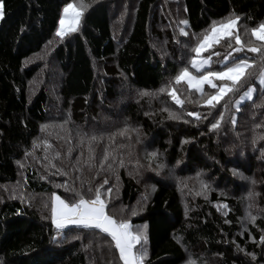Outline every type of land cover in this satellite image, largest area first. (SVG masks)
<instances>
[{"label":"trees","instance_id":"trees-1","mask_svg":"<svg viewBox=\"0 0 264 264\" xmlns=\"http://www.w3.org/2000/svg\"><path fill=\"white\" fill-rule=\"evenodd\" d=\"M68 3L83 4V16L78 30L61 38L56 29ZM3 5V264H123L108 234L76 225L57 230L52 223L53 194L74 203L94 198L101 185L106 212L146 233L147 243L135 246L147 249L145 264H264L259 241L264 234V93L258 83L264 58L247 49L239 54L249 59L251 75L211 110L195 102L200 93L173 79L185 66L200 74L191 68V49L213 21L238 15L242 40H253L245 29L264 22V0H3ZM184 19L188 26L179 23ZM181 27L189 36L180 35ZM213 51L222 57L230 49L222 40L203 55ZM221 57L213 55L207 68L222 70ZM169 81L186 101L182 106L166 92L140 94L157 93ZM248 87L256 92L236 111L235 101ZM204 91L215 90L205 85ZM164 107L182 118L170 119ZM217 109L225 112L224 119L210 130L219 118ZM189 111L200 112L201 119L188 116ZM93 134H102L91 145L97 166L107 149L124 161L123 167L105 165L97 175L96 167L83 166ZM153 151L158 155L150 160L147 154ZM56 152L61 156L52 162L67 175L45 159ZM249 191L256 194L252 200ZM248 212L256 216L254 224Z\"/></svg>","mask_w":264,"mask_h":264},{"label":"snow or ice","instance_id":"snow-or-ice-1","mask_svg":"<svg viewBox=\"0 0 264 264\" xmlns=\"http://www.w3.org/2000/svg\"><path fill=\"white\" fill-rule=\"evenodd\" d=\"M4 5L3 0H0V19L4 16L3 11ZM83 16V4L75 5L73 3L65 4L62 10V15L59 19V27L56 29V35L63 38L65 35L71 32L78 30L81 18ZM240 17L238 15L229 16L224 18L220 22L213 21L208 29L203 31L202 39H199V42L191 49L195 53L194 56L190 59L191 68L196 70L197 73L193 74L189 70V67L185 66L181 68L178 73L175 75L174 83L175 85H180L185 83L189 89L195 90L196 93H200L199 99L195 101L204 106H207L209 110L215 109L218 104L229 94L236 93L239 88L242 86V81L245 77L250 76L251 74L247 71L251 68V64L246 54L241 56L239 54L244 53L245 49L250 53H260L261 57L264 58V22L259 23L257 26L252 27L250 30L245 29V35L249 34L254 38L253 40H248L247 42L242 40L241 34L239 33L238 22ZM184 26L189 25V21L184 19L179 22ZM180 35L187 37L189 33L185 31L184 27L179 29ZM196 35V34H193ZM234 39V43H233ZM222 40H225L227 43L228 51L226 54H223L217 51H213L210 55H203L209 49H214L215 45L220 44ZM255 42H259L258 44ZM179 43V41H177ZM233 53L238 55L233 56ZM221 57L218 61L222 65V70L213 71L210 68L205 66L212 63V56ZM255 63V61H253ZM204 70L201 72V70ZM219 82V83H217ZM262 93H264V72L260 74L258 79ZM205 85L209 86L211 89L215 90L213 92H205ZM167 93L172 101L176 105L182 106L186 101L181 99L178 95V90L176 87L172 86V81H169L168 84L162 86L157 90V93H149L147 91H142L141 95H157L159 93ZM256 92L255 87H248L247 90L239 96L235 101L236 111H239L242 102L245 100L251 101L253 94ZM188 102H192L190 99ZM225 110H227V104L224 105ZM162 111H166L169 114L170 119H180L182 118L180 114L171 110L168 107H164ZM219 118L215 119L214 123L210 124V130L218 129L221 126V121L224 119L225 112L220 111ZM211 114V112L209 113ZM187 115L190 117H195L197 120L201 119V114L198 111H189ZM204 119L207 116L203 117ZM67 123V121H65ZM231 123L233 126L236 124V116L233 114L231 116ZM44 127V126H42ZM125 129L120 130V134L123 135L127 131ZM87 136V134H85ZM102 138V134L98 137L96 134L88 137L89 144V156L86 160L83 161V166L93 168L96 167V174L98 175L100 171L105 169H113V164L116 163L117 166L123 167L124 161L120 159L117 161L116 157L105 149L103 157L97 161L95 154L92 150V143ZM84 137L81 138V143H83ZM47 144V141H45ZM51 147V145H48ZM72 149L68 150V156L70 157ZM148 158L155 159L158 155L157 151L148 153ZM61 154L59 152L55 153V156L49 159L45 156L46 160H49V165L51 168H57L56 164L52 161L59 159ZM111 157V162L109 158ZM19 163V162H17ZM77 163H79V158H77ZM75 167V166H74ZM157 167H163L162 164L157 165ZM234 174H238L236 170H233ZM57 173L67 175V172H64L62 169L57 168ZM55 174V173H54ZM42 179L44 177H41ZM250 179V178H246ZM252 184H255V180L251 181ZM107 178L104 179L103 184H107ZM97 187L95 189L94 198L84 199L81 197L74 203H68L64 199H61L60 196L53 194V204H52V223L55 225L57 230L64 229L67 225H76L78 227H83L86 229H99L103 233L108 234L111 237V240L115 243V248L119 251V259L123 264H145L146 258L148 256L147 249L141 245L139 249H136L137 244L147 243V235L144 231H132V225L128 220L123 219L117 221L113 218L112 215L108 214L106 209V200L102 198L101 188ZM202 189L206 192L208 190V185L202 183ZM89 191H92L89 188ZM112 193V188L107 189V194L110 196ZM256 194L249 191L248 198L252 200ZM253 205L250 203L249 208ZM226 207V205H225ZM136 213L133 211L132 213ZM247 219L255 223L256 216H253L251 212L247 213ZM147 225H144L146 228ZM264 233V229L261 230ZM255 241V237H251ZM261 244H264V234L259 237ZM135 249V250H134ZM252 256V259L255 260L256 256L254 253H248ZM0 264H3L2 259H0Z\"/></svg>","mask_w":264,"mask_h":264},{"label":"rangeland","instance_id":"rangeland-1","mask_svg":"<svg viewBox=\"0 0 264 264\" xmlns=\"http://www.w3.org/2000/svg\"><path fill=\"white\" fill-rule=\"evenodd\" d=\"M209 66H210V65H207V66H205V67L207 68V67H209ZM105 211H106V209H105ZM132 231H133V229H132ZM133 232H134V231H133ZM134 250H135V249H134Z\"/></svg>","mask_w":264,"mask_h":264},{"label":"crops","instance_id":"crops-1","mask_svg":"<svg viewBox=\"0 0 264 264\" xmlns=\"http://www.w3.org/2000/svg\"><path fill=\"white\" fill-rule=\"evenodd\" d=\"M67 226H69V225H67ZM67 226H66V227H67Z\"/></svg>","mask_w":264,"mask_h":264}]
</instances>
